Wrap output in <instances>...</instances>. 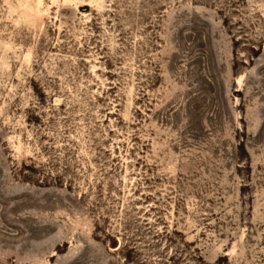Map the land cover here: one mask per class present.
I'll list each match as a JSON object with an SVG mask.
<instances>
[{
    "label": "rangeland",
    "instance_id": "1",
    "mask_svg": "<svg viewBox=\"0 0 264 264\" xmlns=\"http://www.w3.org/2000/svg\"><path fill=\"white\" fill-rule=\"evenodd\" d=\"M0 264H264V0H0Z\"/></svg>",
    "mask_w": 264,
    "mask_h": 264
}]
</instances>
